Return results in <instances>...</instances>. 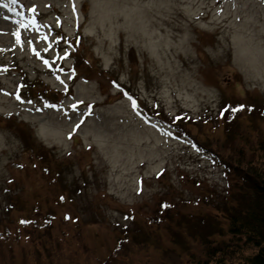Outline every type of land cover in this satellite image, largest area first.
Listing matches in <instances>:
<instances>
[{
	"label": "rangeland",
	"instance_id": "1",
	"mask_svg": "<svg viewBox=\"0 0 264 264\" xmlns=\"http://www.w3.org/2000/svg\"><path fill=\"white\" fill-rule=\"evenodd\" d=\"M2 4L0 252L45 264L41 237L56 263L93 264L135 231L125 260L190 264L199 217L226 231L239 179L173 126L264 171V0ZM223 102L253 108L227 143Z\"/></svg>",
	"mask_w": 264,
	"mask_h": 264
},
{
	"label": "trees",
	"instance_id": "2",
	"mask_svg": "<svg viewBox=\"0 0 264 264\" xmlns=\"http://www.w3.org/2000/svg\"><path fill=\"white\" fill-rule=\"evenodd\" d=\"M68 50L70 51L71 49ZM20 76H22L25 82L27 76L23 71L20 73ZM38 79L41 80L40 78ZM34 87L30 83V86L26 85L23 88L31 91ZM118 89L124 90L120 86ZM132 100H135L137 104L138 100L135 96L132 97ZM221 108L219 114L224 115L223 119L226 123L224 134L227 137V143L232 133L231 125L237 118V114L241 111H232V109L243 110L244 104L238 103L229 106V103L223 102ZM245 109L253 111V108ZM247 115L252 114L248 113ZM178 124L181 126L174 124L176 127L173 126V129L178 131L179 135L189 138L204 153L211 154L216 163L221 162L224 167H230L231 171L234 172V176L239 179L237 189L232 193V195L234 194V203L232 204V202L227 201L229 204L225 205L228 222L226 231L213 228L212 226L215 225L213 218L207 219V216L199 217L203 224L204 232L199 236L196 251L194 250L193 253H190V264H264V171H258L250 165V168H248L250 171L247 172L238 164V161L235 160V163L230 162L207 143H204L201 139L199 140V137L194 134L188 123L184 120ZM42 222L43 229L49 230L50 228L51 231V218L47 216ZM205 223L208 225L205 226ZM135 233V231L123 232L121 236L117 237L116 243L106 258L101 259L91 255L89 260L93 264H134L131 260H125L124 257L126 256L125 253H129L127 248L130 241L136 240L133 239L135 238L133 236ZM215 233L218 235H215ZM224 237L227 238L225 239ZM37 241L42 246V256L34 254V262L41 263V261H44L45 264H59L60 262L56 263L55 259L49 258L51 253H49L47 247L51 244L47 243V239L46 241H42V238L39 237ZM56 241L57 244L60 243L57 239ZM53 248L59 247L55 246ZM3 250L0 252V264H14L13 254ZM7 250H10V248ZM25 257L26 254L23 253L22 259L24 260ZM178 260L173 261V264H179ZM62 264H64V261Z\"/></svg>",
	"mask_w": 264,
	"mask_h": 264
},
{
	"label": "snow or ice",
	"instance_id": "3",
	"mask_svg": "<svg viewBox=\"0 0 264 264\" xmlns=\"http://www.w3.org/2000/svg\"><path fill=\"white\" fill-rule=\"evenodd\" d=\"M9 3L12 4V5H14V4L17 3V0H9ZM0 8H6V9H8L9 11L12 10L11 8H9V5H8V4H2V5H0ZM73 10H75V8H73ZM31 11L34 12L35 9L33 8ZM5 19H7V17H5ZM30 23L35 24V21H34V20H33V21H30ZM22 26H23V27H27V24L22 25ZM15 35H16L17 43H20V34H19V33H16ZM128 98H129L130 100H132L131 97H128ZM17 99H19V97H17ZM132 106H133V109L135 110L136 107H137L135 100H132ZM240 110H242V109H232V111H240ZM77 127H79V125H77ZM69 139H71V135H69ZM165 207H166V206H165ZM126 219H127V218H126Z\"/></svg>",
	"mask_w": 264,
	"mask_h": 264
}]
</instances>
